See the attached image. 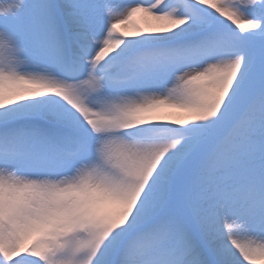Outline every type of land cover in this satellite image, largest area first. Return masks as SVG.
<instances>
[{
  "label": "snow or ice",
  "instance_id": "6c2138e0",
  "mask_svg": "<svg viewBox=\"0 0 264 264\" xmlns=\"http://www.w3.org/2000/svg\"><path fill=\"white\" fill-rule=\"evenodd\" d=\"M0 264H264V0H0Z\"/></svg>",
  "mask_w": 264,
  "mask_h": 264
}]
</instances>
